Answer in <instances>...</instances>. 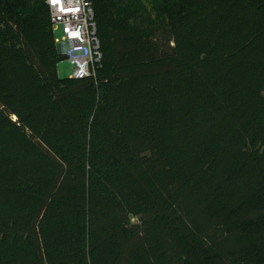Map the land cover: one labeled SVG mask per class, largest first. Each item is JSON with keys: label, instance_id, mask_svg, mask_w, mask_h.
<instances>
[{"label": "trees", "instance_id": "obj_1", "mask_svg": "<svg viewBox=\"0 0 264 264\" xmlns=\"http://www.w3.org/2000/svg\"><path fill=\"white\" fill-rule=\"evenodd\" d=\"M95 18L63 79L44 1L0 0V264H264V0Z\"/></svg>", "mask_w": 264, "mask_h": 264}, {"label": "built area", "instance_id": "obj_2", "mask_svg": "<svg viewBox=\"0 0 264 264\" xmlns=\"http://www.w3.org/2000/svg\"><path fill=\"white\" fill-rule=\"evenodd\" d=\"M50 10L55 43L72 66L70 79L95 78L103 54L95 18L97 0H43Z\"/></svg>", "mask_w": 264, "mask_h": 264}, {"label": "rangeland", "instance_id": "obj_3", "mask_svg": "<svg viewBox=\"0 0 264 264\" xmlns=\"http://www.w3.org/2000/svg\"><path fill=\"white\" fill-rule=\"evenodd\" d=\"M57 72L60 78H63V79L70 78V75L72 73V66L65 59L58 64ZM258 121L264 128V113L258 117ZM133 222L137 223L138 218H134Z\"/></svg>", "mask_w": 264, "mask_h": 264}]
</instances>
